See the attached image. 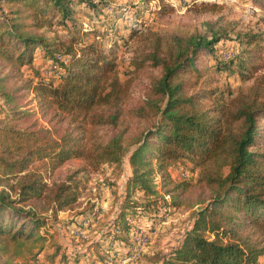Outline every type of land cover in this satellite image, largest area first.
I'll return each mask as SVG.
<instances>
[{
    "label": "trees",
    "instance_id": "obj_1",
    "mask_svg": "<svg viewBox=\"0 0 264 264\" xmlns=\"http://www.w3.org/2000/svg\"><path fill=\"white\" fill-rule=\"evenodd\" d=\"M7 1L21 8L10 14L13 18L0 10V252L19 253L27 242L45 241L41 229L56 231L58 214L77 204V183L48 185L43 173L74 160L85 164L79 172L120 167L127 155L130 174L109 230L87 244L88 252L57 242L52 258L78 264L131 254L130 221L144 220L151 229L163 221L160 208L179 206L177 197L191 187L176 182L170 169L190 165L198 169L196 186L210 197L196 204L200 207L179 241L157 264H259L264 257V75H254L264 67V57L256 38L248 36L249 49L240 56L237 72L254 78L253 84L211 104L205 101L213 93L199 87L203 72L195 61L201 49L213 52L216 34L211 40L190 37L167 45L155 39L135 65L159 74L142 100L127 107L129 85L119 80L112 52L103 54L94 40L83 44L74 36L61 40L36 33L50 32L57 18L59 25L78 32L75 0ZM84 4L97 25L100 6ZM57 56L65 63L57 62L56 82L37 72L34 81L23 80V67L32 70L36 60L41 66ZM128 119L151 123L132 143H127ZM99 129L109 132L106 139L95 138Z\"/></svg>",
    "mask_w": 264,
    "mask_h": 264
},
{
    "label": "rangeland",
    "instance_id": "obj_2",
    "mask_svg": "<svg viewBox=\"0 0 264 264\" xmlns=\"http://www.w3.org/2000/svg\"><path fill=\"white\" fill-rule=\"evenodd\" d=\"M78 1H74L77 7L73 5L77 12L74 20L78 32L59 25L61 19L57 18L58 23L50 32L36 33L58 37L61 40H69L70 36H74L83 44H90L94 40L96 47L103 54L112 52L119 80L129 85L130 97L126 102L127 107L142 100L151 78L159 74L158 70L149 67L137 70L135 65L141 52L155 39H160L167 45L190 37L211 40L213 34H216L219 41L214 43L213 52L201 49L195 61V66L203 72L199 87L213 93V97L205 101L206 104L214 103L213 98L227 100L238 91L250 87L256 76L264 75V67L259 69L254 78L245 79L237 74L240 56L249 49L246 44L248 36L256 38L255 41L263 48L264 57V0H219L216 3L202 0H80L77 4ZM87 1L100 6L96 12L100 16L97 25L90 22V15L86 12L84 4ZM20 8L7 0H0V10L9 18H13L10 14ZM79 29L95 30V34L85 35L82 33L84 30ZM97 34L99 38L94 39ZM60 57L59 62L65 63L64 58ZM51 61L47 60L39 66L40 60H36L32 70L23 67V80L34 81L37 72V77L44 81L56 82L60 72L58 60L52 61L58 68L56 71L52 69ZM127 121L131 124L127 143L134 142L140 132L151 125L149 122L130 119ZM108 135L109 132L105 129L95 131V138L106 139ZM127 157H124L120 167L104 165L96 172H79L85 164L74 160L52 173H43L48 185L64 181L77 183L80 198L72 210L58 214L60 222H54L56 231L41 229L40 233L45 237V241L27 242L19 253L5 255L0 252V264H75L73 259L60 263V257L52 258L56 244L60 242L62 248L67 247L81 253L88 252L89 242L101 240L102 235L109 230L130 174ZM190 168L192 166L188 165L186 168L170 169L176 182H188L191 187L177 197L179 206L160 208L158 216H164L163 221L153 229L144 220L137 223L130 221L133 225L130 234L133 246L131 254L107 255L104 262L97 258L93 262L82 259L78 264H157L160 255L171 250L179 241L182 232L190 224L193 212L200 207L196 204L210 197L207 190L203 193L202 189L196 186L198 169ZM41 171L43 172V168ZM155 182L159 189L160 180L155 178ZM164 199L170 202L169 196L164 195ZM37 204L42 206L44 202ZM83 211L86 212L85 215L76 216ZM74 220L75 223L69 225L68 229L62 227L63 223ZM55 233V237H50ZM136 234H141L147 239V245L141 252L134 243Z\"/></svg>",
    "mask_w": 264,
    "mask_h": 264
},
{
    "label": "built area",
    "instance_id": "obj_3",
    "mask_svg": "<svg viewBox=\"0 0 264 264\" xmlns=\"http://www.w3.org/2000/svg\"><path fill=\"white\" fill-rule=\"evenodd\" d=\"M202 1L207 2V3H216L219 0H202ZM57 60L58 61L61 60V57L58 56ZM54 63L51 61L52 69L56 71L58 68H57L56 64H54ZM134 243L138 247V251L141 252L143 250V248L147 245V239L144 236H142L141 234H136ZM259 264H264V257H261L259 259Z\"/></svg>",
    "mask_w": 264,
    "mask_h": 264
}]
</instances>
